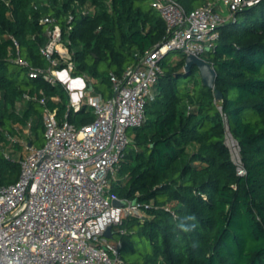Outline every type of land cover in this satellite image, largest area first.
<instances>
[{"label": "trees", "instance_id": "16d2710c", "mask_svg": "<svg viewBox=\"0 0 264 264\" xmlns=\"http://www.w3.org/2000/svg\"><path fill=\"white\" fill-rule=\"evenodd\" d=\"M178 1L192 11L209 0ZM70 14L74 19L68 23ZM45 16L55 17L62 28L73 74L85 77L89 88L106 97L112 94L111 73L122 75L138 54L167 39L165 21L151 0H0L3 185L20 175L22 154L17 157L15 145L27 151V146L44 143V105L24 94L45 97L60 118L68 112L69 94L62 84L30 78L29 68L14 61L15 38L31 66H47L40 50L47 42ZM171 51L160 60L162 73L146 120L133 129L131 146L111 178L114 194L142 208L141 215L126 217L118 228L123 230L118 233L121 250L139 255L128 262L123 254L121 260L264 264V0L236 11L220 27L215 48L202 55L217 71L222 101H216L202 75L194 78L196 66L186 71L183 51L169 61ZM93 119L87 105L69 111V120L78 127ZM228 135L238 143L245 175L237 172ZM143 241L150 244L149 251L139 250Z\"/></svg>", "mask_w": 264, "mask_h": 264}, {"label": "built area", "instance_id": "2783aa9c", "mask_svg": "<svg viewBox=\"0 0 264 264\" xmlns=\"http://www.w3.org/2000/svg\"><path fill=\"white\" fill-rule=\"evenodd\" d=\"M260 1L209 0L187 11L178 0H151L165 21L167 39L138 54V61L122 75L111 73L112 94L108 97L89 88L85 77L73 75L72 53L55 17L45 16L42 20L47 42L40 50L47 66H31L20 55L14 38V61L29 68L30 78L43 77L51 84H63L69 102L68 112L60 118L57 108L49 107L45 97L24 94L25 99H38L44 105L45 141L42 146H27L18 180L0 183V264L122 261V241L116 233L123 230L114 231V227L128 216L141 215L142 208L140 203L114 194L111 178L132 141L128 131L146 120L147 105L155 98V85L162 73L161 58L170 50L202 57L215 48L220 27L236 11ZM73 19L70 14L68 23ZM84 105L92 109L94 119L78 127L69 120V111ZM29 127L30 123L26 133ZM4 153L9 157L6 149ZM237 156V172L245 175L239 150ZM114 199L123 204H114ZM109 226L111 238L104 235Z\"/></svg>", "mask_w": 264, "mask_h": 264}, {"label": "water", "instance_id": "95a60500", "mask_svg": "<svg viewBox=\"0 0 264 264\" xmlns=\"http://www.w3.org/2000/svg\"><path fill=\"white\" fill-rule=\"evenodd\" d=\"M193 66L199 68V71L202 75L203 84L206 87L215 90L216 101H222L224 96L219 89H216L215 82L217 78V71L215 67L212 65V63L208 62L204 57L196 56L194 54H188L186 56V64H185L186 71H189ZM114 204L121 205L123 204V202L120 201L119 199H114ZM104 235L109 238L113 236V231L111 226L107 228ZM118 264H127V263L125 261H121Z\"/></svg>", "mask_w": 264, "mask_h": 264}, {"label": "rangeland", "instance_id": "374dc122", "mask_svg": "<svg viewBox=\"0 0 264 264\" xmlns=\"http://www.w3.org/2000/svg\"><path fill=\"white\" fill-rule=\"evenodd\" d=\"M180 55V52L178 51V50H173V51H171L169 54H168V56H167V59L169 60V61H172V60H174L175 58H177L178 56ZM74 75V74H73ZM75 76V75H74ZM192 78L193 77H190L189 79H191L192 80ZM194 78L195 79H201V74H200V71H199V69L198 68H196L195 67V69H194ZM187 78H184V80L185 81H188V80H186ZM191 82V81H190ZM63 85V84H62ZM77 91V90H76ZM128 133H129V135H133L134 134V131L133 130H129L128 131ZM42 140L43 141H45V135H44V133L42 134ZM226 142H227V144H228V146L230 147V149H231V152H232V156H233V159L235 160V159H238V156H237V154H238V150H239V148H238V143H237V141L236 140H234L230 135H228L227 136V139H226ZM38 143V141H36V144ZM44 144V143H43ZM131 145H129V147H130ZM14 150H16L15 152H16V155H17V157L19 158V155H21L22 154V158L25 156V154L27 153V151H25L24 150V147L21 145V144H16L15 145V147H14ZM118 226H115L114 227V231H117L118 230ZM116 236H118V234L116 233ZM138 240H139V238H138ZM139 250L140 251H149L150 250V244L149 243H147L146 241H143V242H141L140 244H139ZM126 255V257H127V259H128V262H131L132 260H135L137 257H138V255H139V251H137V253L136 254H128V253H126L124 250L122 251L121 250V253H120V256H122V255Z\"/></svg>", "mask_w": 264, "mask_h": 264}, {"label": "clouds", "instance_id": "9594fccd", "mask_svg": "<svg viewBox=\"0 0 264 264\" xmlns=\"http://www.w3.org/2000/svg\"><path fill=\"white\" fill-rule=\"evenodd\" d=\"M192 218H193V219H195V217H194V216H192Z\"/></svg>", "mask_w": 264, "mask_h": 264}, {"label": "bare ground", "instance_id": "6f19581e", "mask_svg": "<svg viewBox=\"0 0 264 264\" xmlns=\"http://www.w3.org/2000/svg\"><path fill=\"white\" fill-rule=\"evenodd\" d=\"M231 136V135H230ZM232 137V136H231Z\"/></svg>", "mask_w": 264, "mask_h": 264}]
</instances>
